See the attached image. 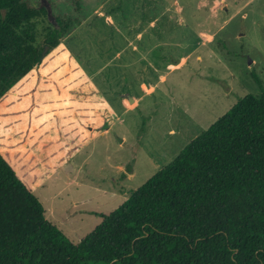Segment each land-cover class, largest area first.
<instances>
[{
	"label": "rangeland",
	"instance_id": "obj_1",
	"mask_svg": "<svg viewBox=\"0 0 264 264\" xmlns=\"http://www.w3.org/2000/svg\"><path fill=\"white\" fill-rule=\"evenodd\" d=\"M29 1L46 8L51 22L71 23L63 46L86 76L58 97L55 114L32 124L30 141L45 139V150L69 140L75 128L68 121L82 115L70 105L80 110L89 99L94 119L106 118L105 110L112 120L34 193L46 219L71 242L91 233L100 215L120 207L238 100L264 94V0ZM36 153L44 164V151L38 146ZM119 168L133 174L130 182Z\"/></svg>",
	"mask_w": 264,
	"mask_h": 264
},
{
	"label": "trees",
	"instance_id": "obj_2",
	"mask_svg": "<svg viewBox=\"0 0 264 264\" xmlns=\"http://www.w3.org/2000/svg\"><path fill=\"white\" fill-rule=\"evenodd\" d=\"M55 24L29 0H0V264H264L263 93L238 100L79 242L46 219L29 167L22 178L11 158L28 139L45 176L63 152L29 139L31 119L86 79L63 46L71 23Z\"/></svg>",
	"mask_w": 264,
	"mask_h": 264
},
{
	"label": "crops",
	"instance_id": "obj_3",
	"mask_svg": "<svg viewBox=\"0 0 264 264\" xmlns=\"http://www.w3.org/2000/svg\"><path fill=\"white\" fill-rule=\"evenodd\" d=\"M83 85L85 86V84H82L81 86H83ZM78 86H79L78 88H81L80 85H78ZM72 88H74V90H75V88H77V85H75V87H72ZM90 90L91 91L93 90L92 86H91ZM63 93H61L59 96H61ZM94 94L92 91L91 97H95ZM92 99H93V101L98 102V98L95 97ZM102 99H103V97H102ZM73 100L76 104L77 100L75 99V97L73 98ZM91 101L92 100L89 99L86 103L85 102L81 103V104H84V105L87 104V105L85 107H82V109H80V110H74L72 108L76 107V106L74 104L70 105L71 106V112L74 111L77 113V111H80V113L82 114V115L76 116V114L74 113L73 115L75 118V122L72 123V121H68V124L72 125L71 126L72 128L73 127L75 128V129H73V132L69 133L68 138H70L69 140L71 143L78 145V147H74L72 145V148L69 149L68 146L64 145V142L54 143L58 150H59L60 145H61V147H62L61 150L63 152L62 153L60 152V155H58L57 159H54V162L51 164L52 170L50 173L49 172L46 173L45 176L41 175L44 172L43 167L45 165L42 164L43 167H41L40 165H37V159H38L37 153L35 150H32L27 146L28 139L27 140L25 139V142H24L22 147H17L14 149V150L21 152V154L19 156H13L11 158V155H10L11 161L14 164V168L20 177L24 178V175L22 176V175H20V173L24 169V167H27L29 165V169H30L29 175L24 179L26 180V182H27L28 186L31 188V190L34 191V193L47 181L46 180L47 178L51 177L57 171V169L59 167L63 166L65 163H67L72 156L76 155L79 152V148L84 146L87 143L88 138H90L92 135L98 136L100 134H104L107 132V129H109L110 125L112 124V120L109 117V115H107V112L105 110H104V112H105L106 118L101 117V116L98 117V115H97V118L94 119L91 116V114L94 113L93 105L91 104L93 102H91ZM57 102H58V99H57ZM136 102H137V100H136ZM59 105H58V103H56V110L55 111L47 113V114L40 116L38 118L31 119L30 128L33 126L32 124H34V123L38 124L39 122H37V120H40V118H44L46 116H50L52 114H55ZM95 105H99V104H95ZM101 110H102V108H101ZM89 122H93L91 124V126H89ZM76 138H78V139H76ZM76 142H78V143H76ZM121 142H122V140H121ZM10 154H12V149H10ZM35 154H36V156H35ZM26 160H28V161H26ZM35 164L37 165L36 167H34ZM21 165H24V167L22 168ZM118 170L123 175V177H124L123 180H126L127 182L131 181L133 174H130V172H128V174H126V172L124 171L123 168H119ZM36 172L38 173V176L40 177V179H39V177L31 179V177L34 176L33 174H35ZM56 208L57 207L54 205L53 208L50 209V213L53 212V215H55L54 210ZM45 217H46V212H45Z\"/></svg>",
	"mask_w": 264,
	"mask_h": 264
},
{
	"label": "water",
	"instance_id": "obj_4",
	"mask_svg": "<svg viewBox=\"0 0 264 264\" xmlns=\"http://www.w3.org/2000/svg\"><path fill=\"white\" fill-rule=\"evenodd\" d=\"M55 26H56V24L54 23V22H52ZM47 47L45 48V50H44V52H43V55L42 56H44L45 55V53H46V51H47ZM133 100H131V102H132Z\"/></svg>",
	"mask_w": 264,
	"mask_h": 264
}]
</instances>
